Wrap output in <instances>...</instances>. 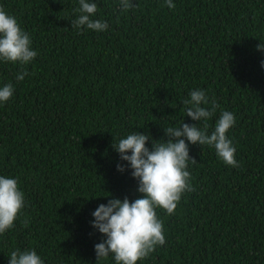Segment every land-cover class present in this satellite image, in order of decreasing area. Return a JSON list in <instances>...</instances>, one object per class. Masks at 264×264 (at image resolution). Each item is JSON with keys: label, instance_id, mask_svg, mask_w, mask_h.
Here are the masks:
<instances>
[{"label": "trees", "instance_id": "16d2710c", "mask_svg": "<svg viewBox=\"0 0 264 264\" xmlns=\"http://www.w3.org/2000/svg\"><path fill=\"white\" fill-rule=\"evenodd\" d=\"M89 2L105 31L71 27L79 0H0L38 53L20 81L19 64L0 62V87L14 86L0 103V175L24 193L14 226L0 234V264L17 249L35 250L43 264H115L111 254L96 261L105 237L91 214L142 194L112 144L138 131L151 149L167 139L163 127L203 128L182 103L194 89L219 105L208 134L222 111L234 114L226 135L240 167L189 144L195 190L172 215L156 209L165 244L137 264H264V0H172V9L133 0L127 11L119 0Z\"/></svg>", "mask_w": 264, "mask_h": 264}, {"label": "clouds", "instance_id": "9594fccd", "mask_svg": "<svg viewBox=\"0 0 264 264\" xmlns=\"http://www.w3.org/2000/svg\"><path fill=\"white\" fill-rule=\"evenodd\" d=\"M169 9L175 7L172 0H165ZM121 11L134 9L133 0H119ZM79 15L70 21L77 30L86 26L96 32L105 31L109 25L102 19H93L97 4L89 0H79V7L73 9ZM29 33L24 31L15 16L0 7V62L19 64L21 71L16 80L24 79L28 73L23 66L30 63L37 51L31 47ZM264 50V45L258 44ZM264 67V60L261 61ZM11 82L0 87V103L7 102L13 95ZM185 105V115L193 121H204L203 128L195 124L181 123L179 127H163L167 139H153L151 149L146 146L150 137L141 132L128 134L112 144L122 161L131 169V176L137 180L136 191L142 194L131 202L127 197L109 199L107 204H99L92 212L91 225L105 238L94 245L96 261L113 256L115 264H137L152 253L157 246L165 244L164 227L156 209L165 210L168 215L175 212L177 204L185 192L195 189L191 185V174L187 170L188 161H197L189 156V144H199L215 149L216 156L226 165L240 167L235 159L236 149L226 133L235 124L232 112L224 110L215 122L214 130L208 134L207 120L219 105L209 102L205 92L194 89L189 92ZM211 103L210 108L202 105ZM187 140L188 143L185 141ZM130 153V154H129ZM117 170L125 171V165L117 164ZM24 207V193L18 186L17 178L0 175V234L14 226V221ZM27 227L29 221H22ZM8 264H43L35 250L17 249L11 252Z\"/></svg>", "mask_w": 264, "mask_h": 264}]
</instances>
